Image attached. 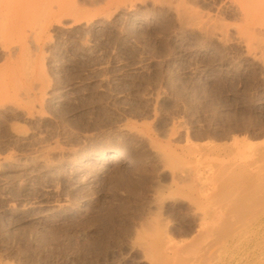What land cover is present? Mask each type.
<instances>
[{
	"label": "rangeland",
	"instance_id": "1",
	"mask_svg": "<svg viewBox=\"0 0 264 264\" xmlns=\"http://www.w3.org/2000/svg\"><path fill=\"white\" fill-rule=\"evenodd\" d=\"M79 1L80 15L30 26L22 62L33 71L15 57L3 76L0 264H149L136 247L145 225L174 241L170 264H264L262 238L245 252L243 236L225 243L218 233L263 199L264 189L233 195L240 166L264 151V50L236 37L238 16L222 0H189L230 26L220 41L183 24L169 1ZM121 153L127 162L109 163ZM218 170L236 187L223 188ZM190 182L205 194L195 205ZM247 209L244 222L257 225L264 206ZM200 217L211 218L220 252L180 253Z\"/></svg>",
	"mask_w": 264,
	"mask_h": 264
},
{
	"label": "bare ground",
	"instance_id": "2",
	"mask_svg": "<svg viewBox=\"0 0 264 264\" xmlns=\"http://www.w3.org/2000/svg\"><path fill=\"white\" fill-rule=\"evenodd\" d=\"M93 1H95V3H97V2L101 3V1H103V2L105 1L107 4H115V3H119V2L124 3L123 1L126 2V0H93ZM157 1H159L160 3H162V1H163L165 4L167 3V1H169L171 3V6L173 7L174 12L176 13L177 17L182 22H184L183 24H185L187 27H193V29H197V31L202 32L206 37H209L210 40H211V38H216L215 40L219 39V41H220L222 38L227 39V37H229L230 26L228 24H226L223 21H220L216 16L211 15L210 13H207V12L202 13V12H200V10H197L195 7L193 8V6H191V3L189 0H156V3H157ZM222 2L227 4L231 8L235 9V12L238 16V23L233 27L234 31L236 33V37H238V39H240V41L244 42L245 43L244 45L248 46L249 48L254 49L255 51L257 49L258 50H264V0H222ZM80 4H81V2L79 0H0V52L2 51V53L5 55V60H6L5 66L0 69V75L2 74V72H5V74H8V75H2V77L0 76V100L7 96L6 88L9 84L10 80L6 79L5 77L10 76L12 74L13 69L15 67V62H14L15 57H17L18 59L21 58V63H22L21 65L24 68H26V67H29V69L31 68L30 64H28L26 62L27 60L24 61L25 63L22 62V60H24V58L25 59H26V57L28 58L29 53H27V52L29 49L28 48L29 40L32 37L33 38L35 37V36H32L35 34H31V33H33V31L30 30V26L33 23H36L37 24V25L35 24L36 27L39 26V29L44 30L46 27L51 25L55 19H57L59 16H61L63 14H68V15L69 14H72V15H78L79 14L80 15L81 13H83V11H85V10H83V11L81 10ZM87 6H88V4H87ZM87 15H89V14H87ZM69 16H71V15H69ZM34 31H35V29H34ZM36 31L35 32L37 33V35H39L40 30H39V33H38V30H36ZM30 34H31V36H30ZM30 61H31V58H30ZM27 64L29 66H27ZM32 65H33V63H31V66ZM23 67H22V70H23ZM26 69H24V70H26ZM31 69L33 71V67ZM41 71H42V69H41ZM24 72L25 71H23V74H24ZM41 74H42V72H41ZM3 76H5V77H3ZM42 76H40V78ZM7 78H9V77H7ZM27 78L29 79V77H27ZM29 80H27V82ZM13 81L14 80H12V82ZM14 82H17V81H14ZM20 82L21 81H19V83ZM19 83H18V85L21 84V83L20 84ZM28 83H30V81ZM18 85H17V87H18ZM17 87H14V88L16 89ZM19 89L21 90V87ZM15 91H17V90H15ZM8 92H9V90H8ZM26 105H28V104H26ZM262 152L264 153V151L261 150L257 154L255 153L256 155L253 154L254 156L251 159H249L247 162L245 161L246 163L243 161L244 163H243L242 167L240 166V168L245 169L244 168L245 166L247 168L244 170L246 173L245 176L243 175L242 178L239 177L241 179L240 185L238 184L236 187L235 186L236 182L232 181V179L229 180V182L232 181L231 183H234L233 185L236 187L235 191H237V193L235 195H233L234 198L236 196V197H239L240 199H242V198L244 199L247 194H250L251 192L256 191L255 189H257V190L262 189L261 191H263L264 188H260L261 186H264V154ZM165 153H166V157L168 159L169 158H170V160L173 159V154H172L171 150L166 151ZM245 158H248V157H245ZM127 159L128 158L125 155H123L122 153H121L119 158H117L115 156H109L108 157L109 163H124V162H127ZM216 160H217V164H221L220 166H222V164H224V163L226 164V163L232 161L231 157L225 158L222 156H218ZM244 160H246V159H244ZM223 166H225V165H223ZM213 168H215V170H216L215 166H213ZM230 168H232V167H230ZM224 169H225V167H224ZM230 170L232 172L234 169L232 168V169H229V171ZM222 171H223V169H222ZM229 171L227 172V167H226V170H224V172H226V173L224 175H228ZM241 171H243V170H241ZM213 172H212V174H213ZM218 172H219V170L216 172V174ZM199 173H197V174H199ZM219 173L221 174V172H219ZM219 173L217 175H218V177L220 176L219 178H221V180H219V181H221V182H219L217 180L218 183H220V185H223L222 186L223 188L231 186V189H232L233 185L232 184L228 185V183H229L228 180H224L225 178L222 179L223 175L221 174L222 175L221 176V175H219ZM229 175H230V173H229ZM196 178H198L199 183H201L199 180V175H197ZM219 178H217V179H219ZM191 179H192V177H191ZM226 179H228V177H226ZM187 181H188V179H187ZM199 183H198V185L197 184L195 185L192 183L189 184L190 187H192L191 185H193V188H195L194 187V185H195L196 189L198 187L197 190L192 188L193 190L189 191V192L193 193L194 190H196L197 196L195 195L196 198H192V200L194 201V202L192 201L194 203V205H195V202L198 204V202L200 201V199L203 197V194H204L203 191L201 190L203 188V186L200 189ZM224 183H226V184H224ZM180 185H181V183H180ZM201 185H200V187H201ZM187 187H188V189L190 188L189 186H187ZM260 194H261L260 197H262L264 199V194L263 193H260ZM189 196H191V195H189ZM204 196H205V194H204ZM263 199L259 200V198L256 197V200L255 201L252 200V203L254 202V205L257 207H255L253 204H250V206L252 205L253 207H255V209H257L258 207L264 206V200ZM189 201L191 202L190 199H189ZM258 202L259 203L262 202L263 205L261 203V205H262L261 206ZM246 205H247V207H246V209H247L249 205L246 203L244 205L242 204L241 208H243V206H246ZM253 207H252V209L255 211V209ZM198 209H200V207ZM243 209H240L241 211L238 212L239 213L238 216L241 217L244 213L247 214L246 209H244V210ZM250 209H247V211L248 212L253 211ZM209 213H211V212L209 211ZM198 214H200V213H198ZM214 214H216V213H214ZM221 214H222V211H221ZM246 214H244L243 216H248V214L247 215ZM224 215H225V213H224ZM243 216L241 218L238 217L241 220H238V223L236 226L240 225V223L242 224V222L244 223L240 226V228L239 227L236 228L235 225H233L234 227L229 226V225H227V226L222 225V227H224V229L220 228L218 230V233H220L222 236L223 233H221V232H224L225 238L227 237L225 243L226 242L232 243V242L237 241V240L239 241V237L243 236L244 242H245L243 244H245L244 247L246 248L245 252L250 251V249L253 246L254 239L262 238L261 239L262 241L260 242V244L258 246H256V248L260 246L261 252H263L264 251V217L259 219L258 224L254 226V225H251L249 223L244 222ZM245 218H247V217H245ZM216 219H218V217H216ZM210 221H211V218L206 219L204 222H203V217L199 218L198 223L196 225L198 227V229L196 232L195 241L192 242V244L188 243V245L186 247L182 246L185 249H183V248H180L181 250L178 249L179 251H181L180 253H183V254L186 253L189 255V254H192V253H190L191 251L193 252V251L197 250L196 252H198L199 249L203 250V246L206 247L205 250H207V248H208V252L210 250L214 253L220 252L219 248H221V247H219V246H221V245L220 244L218 245L216 242V239H215V236H216L215 232L217 230H215V231L213 230L215 235H214L213 231H212V233H208L211 231V229L210 230L208 229L209 228L208 222H210ZM143 223L145 224V222H143ZM220 223H224V221L223 222L220 221ZM150 225H151V223H150ZM209 225L211 226L212 223ZM144 227L146 229L147 226L145 225ZM141 229L143 230L144 228L142 227ZM145 229L143 230V232H146L147 234L145 237H143L144 242L143 243L141 242L140 244H138L139 243L138 242L137 243L138 245L136 247H139L140 249H142L144 251L145 257L147 258L146 260L149 261V264H170L172 261V255H171L172 252L171 251L176 247L174 245V241H171L168 238H160V237H158L159 234H158V236H156L157 234L154 233L155 231H153V233H154V235H153L152 230H155L154 228L150 229L149 227H147L146 231H145ZM148 229H149V231H148ZM241 232H243V233H241ZM249 232H252V235H249L250 234ZM218 233H217V236H219ZM141 234H142V232L140 231L139 235H141ZM141 239H142V237H141ZM194 244H195V246H194ZM191 245H193L194 247ZM188 246H191L193 249L191 247H188ZM187 247H188V249H187ZM195 247H196V249H195ZM253 248L256 251V248L255 247H253ZM185 250H187V251L185 252ZM208 256H210V255H208Z\"/></svg>",
	"mask_w": 264,
	"mask_h": 264
}]
</instances>
